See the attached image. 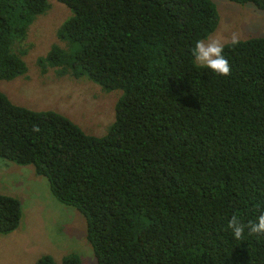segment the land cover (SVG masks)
Segmentation results:
<instances>
[{
  "label": "trees",
  "instance_id": "obj_1",
  "mask_svg": "<svg viewBox=\"0 0 264 264\" xmlns=\"http://www.w3.org/2000/svg\"><path fill=\"white\" fill-rule=\"evenodd\" d=\"M57 1L71 13L56 32L66 44L39 62L122 90L115 119L87 135L0 92V158L32 164L83 214L99 264H264V235L227 227L264 212V37L226 43L231 74L220 76L192 54L219 23L212 0ZM229 1L264 11V0ZM47 7L0 0V79L24 70L15 44ZM20 218V201L0 193V233Z\"/></svg>",
  "mask_w": 264,
  "mask_h": 264
},
{
  "label": "rangeland",
  "instance_id": "obj_2",
  "mask_svg": "<svg viewBox=\"0 0 264 264\" xmlns=\"http://www.w3.org/2000/svg\"><path fill=\"white\" fill-rule=\"evenodd\" d=\"M212 1L217 6L219 23L204 40L220 36L226 44L233 32L239 33L240 40L264 37V11L253 3ZM47 2L46 10L30 24L26 38L15 44L21 50L14 54L24 70L11 79H0V92L13 104L35 111H55L85 134L102 136L115 119L122 90L107 91L86 77L58 73L47 67L45 60L39 62L54 45L66 44L56 32L71 14L65 4ZM0 193L17 198L21 207L18 226L9 233H0V264H37L43 257H48L51 264H66L64 260L72 256L79 264H99L87 240L83 214L60 202L47 178L38 175L32 164L19 165L0 158Z\"/></svg>",
  "mask_w": 264,
  "mask_h": 264
},
{
  "label": "clouds",
  "instance_id": "obj_3",
  "mask_svg": "<svg viewBox=\"0 0 264 264\" xmlns=\"http://www.w3.org/2000/svg\"><path fill=\"white\" fill-rule=\"evenodd\" d=\"M228 40L232 46L239 45V33H231ZM224 47L225 43L223 37L212 36L207 40H197L192 49V54L198 64L210 69L220 76H228L231 74V65L224 54ZM227 227L231 230L236 239H241L243 237L246 228L249 235H264V212L257 216L256 221H250L247 225L242 223L237 215H233L229 219Z\"/></svg>",
  "mask_w": 264,
  "mask_h": 264
}]
</instances>
